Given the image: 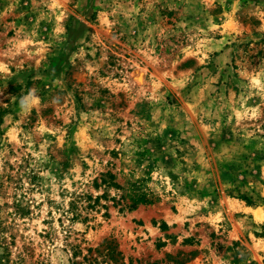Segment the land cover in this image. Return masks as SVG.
Returning <instances> with one entry per match:
<instances>
[{
  "label": "rangeland",
  "instance_id": "374dc122",
  "mask_svg": "<svg viewBox=\"0 0 264 264\" xmlns=\"http://www.w3.org/2000/svg\"><path fill=\"white\" fill-rule=\"evenodd\" d=\"M0 264H264V0H0Z\"/></svg>",
  "mask_w": 264,
  "mask_h": 264
},
{
  "label": "trees",
  "instance_id": "16d2710c",
  "mask_svg": "<svg viewBox=\"0 0 264 264\" xmlns=\"http://www.w3.org/2000/svg\"><path fill=\"white\" fill-rule=\"evenodd\" d=\"M106 177H108L109 180H112V179H113L112 174H109V173H105L104 175L102 174V177H101V180H100V183H101V184H104V185H110V186H112V185H116V184H114L113 182L108 181V180L106 179ZM96 185H99V184H96ZM102 195H103V194H102ZM99 198H100V197H95V198H94V202H97ZM86 199H90V197L87 195ZM244 199H245V198H244ZM246 201L248 202V200H246ZM116 203H118V202H116ZM248 203H250V202H248ZM130 207H133V205L130 206ZM83 219H85V218H83Z\"/></svg>",
  "mask_w": 264,
  "mask_h": 264
}]
</instances>
